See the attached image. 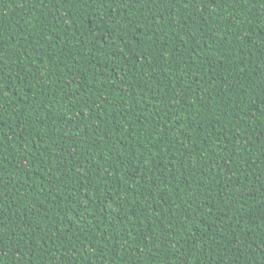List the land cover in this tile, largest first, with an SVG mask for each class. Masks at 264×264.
<instances>
[{
  "label": "trees",
  "instance_id": "obj_1",
  "mask_svg": "<svg viewBox=\"0 0 264 264\" xmlns=\"http://www.w3.org/2000/svg\"><path fill=\"white\" fill-rule=\"evenodd\" d=\"M264 0H0V264H264Z\"/></svg>",
  "mask_w": 264,
  "mask_h": 264
},
{
  "label": "snow or ice",
  "instance_id": "obj_2",
  "mask_svg": "<svg viewBox=\"0 0 264 264\" xmlns=\"http://www.w3.org/2000/svg\"><path fill=\"white\" fill-rule=\"evenodd\" d=\"M41 2H43V0H41ZM196 2L198 3L199 2V0H196ZM212 2L213 3H215L216 2V0H212ZM245 2H247V0H245ZM262 135H264V131H262V133H261ZM0 238H2V237H0ZM261 255H264V251H262L261 252Z\"/></svg>",
  "mask_w": 264,
  "mask_h": 264
}]
</instances>
